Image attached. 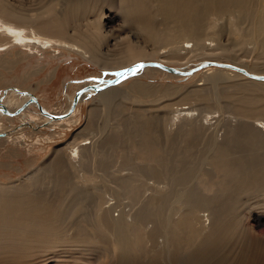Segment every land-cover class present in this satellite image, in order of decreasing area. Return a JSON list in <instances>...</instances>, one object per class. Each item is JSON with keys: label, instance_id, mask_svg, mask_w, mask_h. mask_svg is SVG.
Instances as JSON below:
<instances>
[{"label": "bare ground", "instance_id": "1", "mask_svg": "<svg viewBox=\"0 0 264 264\" xmlns=\"http://www.w3.org/2000/svg\"><path fill=\"white\" fill-rule=\"evenodd\" d=\"M39 2L40 11L30 14L20 0H0V69L37 58L36 52H59L58 58L67 52L103 70H118L121 81L86 91L68 117L53 119L44 113H67L76 92L65 110L54 113L31 101L34 92L25 84L29 75L16 77L5 85L21 92L16 104L11 105L7 91L0 96L9 112L0 106V134L4 116L13 122L12 113L28 101L17 117L26 116L38 127L63 128L75 124L79 103L90 94L104 106L131 100L133 94L151 91L152 85L138 83L141 78L160 73L177 79L209 74L205 84L174 88H185L182 100L201 104L207 115L184 107L171 116L169 105L153 114L135 113L128 122L116 123L112 133L103 128L87 134L83 128L28 176L0 181V264H27L36 250L70 244L80 255L98 257L95 264H264V241L248 235L255 230L251 219L259 223L264 211V81L212 65L185 76L145 65L169 67L201 57L210 60L173 69L188 73L204 63H233L264 77V0L34 4ZM106 9L122 16L121 28L127 31L113 46L105 30ZM221 21L243 48L242 58L237 47L224 44ZM47 68L40 65L36 73ZM56 75L53 71L48 81ZM136 75L125 93V80ZM234 78L240 80L236 91L229 86ZM100 79L84 86L103 88L112 76ZM156 116L162 122L157 135ZM112 159L120 165L113 170Z\"/></svg>", "mask_w": 264, "mask_h": 264}, {"label": "rangeland", "instance_id": "2", "mask_svg": "<svg viewBox=\"0 0 264 264\" xmlns=\"http://www.w3.org/2000/svg\"><path fill=\"white\" fill-rule=\"evenodd\" d=\"M20 1H22L23 5L28 8L30 14H37L42 7L40 2L37 3V5L34 4L36 0ZM109 7L110 6H107V8ZM104 24L106 26V34L108 33L107 35L109 36H107L109 45L111 43L114 44L116 40H121L127 36V31L122 29L125 26L123 24V18L116 10H105ZM220 25L224 33V44L235 47V49L237 47L236 50L239 51L237 55H241L240 57L242 58L243 48L241 47L240 50L241 45H239L238 48V46H236L238 44L234 37L228 36L230 33L228 29L229 27L227 26L228 23L226 24L225 21H221ZM245 26L246 25H244V27ZM209 43L210 41H207V44ZM112 44L111 46H113ZM57 53L59 52H52L51 54L46 55L43 54V52H36L35 54H37V58L24 61L13 69H0V96L5 95L3 92L7 91V93H10L9 97L13 101L11 102V105H15V99L18 95L15 91H12V88H8L5 85L8 83L14 84V82H16V77H22L24 74H26L29 75L30 81H27L25 84H28L27 87L31 88H29V90L34 92L33 95L37 98V101L49 111L60 113L66 109L73 93L77 92L80 87L92 82H98L101 80L100 78H104L105 75H110L112 76V79H114L117 77V74H119L118 70H103L102 68H98L99 66L85 61L79 56L71 57L67 52H63L61 58L55 57ZM206 60L209 61L210 59H202L200 57L193 59L192 62H188L187 64L182 65L181 63L183 62H181L180 65L167 66L172 68H191L199 63H203ZM217 61L220 63H228L225 62V60ZM247 61H250V58H247ZM45 63L48 65V68L43 72L36 73V71L39 69V66H42ZM172 64H175V62L173 61ZM230 64L234 66L236 65L233 63ZM53 71H55L57 75L52 80L48 81L47 78L53 73ZM138 75L125 80L126 83L123 88L125 89V93L129 92V88L134 86L135 83L133 82L139 78ZM203 75L201 76V74H198L193 77L191 76L192 78L189 76L187 78L184 77L182 79H177L170 78L167 76V74L160 73L156 74L152 78L143 77L138 83L152 85L151 88H148L151 90L148 93L150 96H148L146 93L142 94L138 92L137 95H132L134 96L131 99L133 102L130 99L123 100L119 98V100L104 106L99 100L95 98V93L90 94L89 96L85 97L81 103H79V111L77 112L75 124H67L64 126L65 128L51 129L47 126L38 127L36 122H31L30 120L28 121L26 116L22 118L17 117L21 114V112L20 114L16 115L14 119L12 118L13 122L7 121V117L5 118L4 116L5 128L0 134V139H2V144H0V181L7 183L11 180L17 181L19 179H23L25 176H28L35 168H37L38 164L42 163V161H44V159H46V157L49 156V154H51L54 150L59 149L62 146L68 147L72 142L73 136H75L76 133H81L83 128L84 130L87 129V131H89L87 134L91 132L95 133L99 129L103 128L105 130L107 128V133H112L116 123H119V121L128 122V120L135 117V113L148 111V113L153 114L157 113L160 108L167 107L169 105H172V111L170 112L171 116L176 115V109L184 107L192 109L195 108L196 110L194 111L196 113L199 112L202 115H205V109L201 104L199 105L195 101L187 102L182 100L187 94V90L185 88L178 89L175 92L177 86L183 87L187 85L190 87L204 83L205 81L203 79L209 74L205 76ZM231 82L233 83H230L229 86L233 91H236L240 80L234 78L231 79ZM243 89L246 92H249V87L247 85H244ZM254 90L255 92H261V90ZM154 92L156 93L154 94ZM167 92L168 94L166 95ZM123 94L124 93H121L120 95L116 96L121 97ZM130 95L131 94H129V96ZM18 97L20 98L21 96L19 95ZM209 115L210 114H208V116ZM157 118L158 117L156 116V124L153 127L156 135L161 132L162 128V122L159 120L161 117L158 119ZM112 160L109 162V167L111 166V170L120 166L114 159ZM262 214L263 216L259 221L261 224L257 223V220L251 219V223L253 224L255 230H250L248 234L249 237L260 241H264V211ZM59 257L64 258L66 261H59ZM97 259L98 257L96 256L92 257L80 255L76 247L70 244L63 245L60 248L46 246L43 249L36 250L35 256L30 258L27 264H54V262H60L61 264H95Z\"/></svg>", "mask_w": 264, "mask_h": 264}, {"label": "water", "instance_id": "3", "mask_svg": "<svg viewBox=\"0 0 264 264\" xmlns=\"http://www.w3.org/2000/svg\"><path fill=\"white\" fill-rule=\"evenodd\" d=\"M145 65L147 66H156V67H159L167 72H170V73H174V74H179V75H190L191 73L193 72H196L197 70H199L201 67H204V66H215V67H219V68H225V69H229V70H233V71H236L238 73H241L243 74L244 76L250 78V79H253V80H260V81H264V77H259L257 75H252L250 73H248L247 71L239 68V67H234L232 65H223V64H218V63H204V64H200L199 67H196V68H193L191 69L188 73H180L178 72L177 70L173 69V68H169V67H166V66H163V65H160L158 63H146ZM144 65V66H145ZM140 66V65H139ZM138 67L135 68V70H137ZM119 81H121V78L119 77H116L114 79H111L110 81H108L104 86L103 88L102 87H98V86H95V85H87V86H84L82 87L81 89H79L76 93H75V96L72 100V103L67 111V113L63 114V115H60V116H52V115H49L48 113H44L47 117H50V118H64V117H68L75 109L76 105H77V102L79 101V98L81 97V95L83 93H85L86 91L88 90H93V91H98V90H101V89H104L106 87H109V86H113V85H116L117 83H119ZM12 91H15L16 93H19L21 94V92H18V90H12ZM6 91L3 92V94H5ZM24 94V93H23ZM31 101L35 104L38 105V101L37 99L33 96V95H30L29 96ZM31 101H28V102H31ZM28 102H26L21 108L17 109L14 113H12V115H18L20 113V110L25 107L26 104H28ZM0 106L1 108L3 109L4 113L8 114L9 115V112H7V110L3 107V105H1V102H0ZM41 111V107L39 108ZM43 112V111H42Z\"/></svg>", "mask_w": 264, "mask_h": 264}]
</instances>
